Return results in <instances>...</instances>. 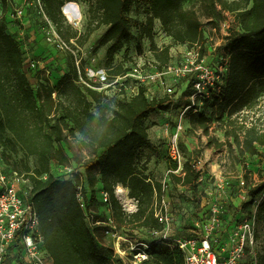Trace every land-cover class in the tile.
<instances>
[{"label":"trees","instance_id":"1","mask_svg":"<svg viewBox=\"0 0 264 264\" xmlns=\"http://www.w3.org/2000/svg\"><path fill=\"white\" fill-rule=\"evenodd\" d=\"M72 0H42L46 17L55 26L59 36L67 43L73 40L83 48L90 36L101 27L106 32L99 47L110 45L106 52L105 69L109 79L124 75L128 68L114 63V55L132 38L130 12L133 7L143 9L144 21L138 25L140 39L150 41V51L159 66L170 59L173 45H191L201 41L202 21L196 10L185 6L186 0H91L87 8L85 32L78 34L66 22L62 7ZM202 16L218 25L224 12L234 16L235 31L226 38L230 60L226 83L219 96L206 102L203 111L190 116L192 128L199 124L208 133L210 119L225 129V138L232 139L240 156L261 158L259 148H264V0H200ZM2 12L7 13L11 0H0ZM160 22L162 33L171 44L157 46L154 42L155 22ZM210 25V24H209ZM24 54L19 41L0 23V149L2 156L21 153L25 159L36 158L31 168L26 162L17 172L31 184V197L39 218L43 238L42 248L52 264H124L109 250V257L98 247L103 233L101 225L90 227L85 212L77 201L82 187L86 209L101 205L97 191L109 195L110 214L117 225L131 224L133 228L161 232L157 207L165 194V185L146 174V167L137 168L139 152L155 151L144 122L153 114L165 111L182 100L170 103L164 98L150 99L145 89L124 101L107 99L91 87L83 67H77L72 55L66 56V72L56 77L52 85L44 71L32 75L24 69ZM80 78L88 86L81 83ZM31 79L36 82L33 87ZM189 93L187 91L185 94ZM95 105L100 115L91 112ZM175 106V108L178 107ZM209 109V115L207 110ZM260 114L248 121L250 114ZM79 137L78 143L89 151L85 162L70 147L69 138ZM62 144L67 146L68 156ZM222 146V143L218 144ZM168 159V157H167ZM68 167L75 163L82 173L58 178L51 173V163ZM173 185L188 187L195 192L199 171L192 160L178 165L166 162ZM79 172V171H78ZM128 190L129 198L137 202V210L127 215L114 195L115 188ZM260 189L241 212L254 205ZM198 203V202H197ZM158 205V206H157ZM256 221L264 225V198L258 204ZM98 220L94 215V222ZM186 237V236H184ZM148 260L141 264H184L183 253L168 246L167 241L153 240L145 249ZM264 264V248L257 252V263Z\"/></svg>","mask_w":264,"mask_h":264},{"label":"rangeland","instance_id":"2","mask_svg":"<svg viewBox=\"0 0 264 264\" xmlns=\"http://www.w3.org/2000/svg\"><path fill=\"white\" fill-rule=\"evenodd\" d=\"M91 0H72L67 2L62 7V12L67 14L66 22L77 31L78 34L85 32L87 24V8L88 2ZM185 6L197 11L202 21V30L205 32L204 41L211 43L219 42L225 37V32L219 30L212 32L215 24L209 23L202 16L200 0H186ZM23 9L25 16L22 20H17L16 10ZM7 13L2 12V3L0 2V23L4 21L7 25V30L22 41H19L24 58L36 63V68L31 71L32 75L40 71H44L50 78L52 85L57 82L56 77L63 75L66 72V56L67 54L59 52L48 46L44 41L46 24L39 14L35 0H11L7 4ZM64 15V14H63ZM131 18V40L125 44L124 48L114 55V63H121L125 67H130L135 55H146V58L151 57L150 41L147 38L140 39L138 36V25L144 21L143 9L133 7L130 12ZM223 20L228 21L229 28L233 27L234 16L230 12H224ZM79 23L76 25V23ZM221 21V22H222ZM219 22L218 25L221 23ZM227 23V22H226ZM210 24V25H209ZM24 27L26 28H23ZM16 28H15V27ZM12 28L13 30H10ZM22 28V29H21ZM234 28V27H233ZM15 29H20L15 33ZM106 32L105 27H101L94 32L86 45L80 49L77 59L79 67H83L86 78L89 82L106 84L109 81V76L105 69L106 52L110 45L99 47V41ZM154 42L157 46L163 47L171 44L170 39L163 38L161 35L160 22H155L154 27ZM34 39V40H32ZM32 41L39 44L37 50L31 45ZM183 46H173L170 53L172 59H175L182 51ZM36 51V52H35ZM47 51V52H46ZM148 54V55H147ZM84 82V80H83ZM82 82V83H83ZM33 87H36V82L31 79ZM157 97L164 98L161 90H156ZM179 93L169 98L170 101L177 102L180 98ZM117 101V100H115ZM261 109L264 110V96L261 101ZM178 105V104H176ZM172 106L169 109L151 115L145 122L148 135L155 146L153 150H143L139 152L137 159V168L146 167V174H149L153 179L165 185V194L163 200L167 209L169 218V230L166 235H160L158 239L163 237H184L188 236L191 225L203 227L210 225L213 220L210 207L218 209V216L215 217V222L219 224V228L213 230L210 235L214 248L218 254H223L224 250L229 248L224 233L233 224L243 223L246 220L252 221L255 224V240L256 251L260 252L264 248V225L256 221V210L258 204L264 198V190L256 197L255 203L249 206L245 211L241 212L243 205L250 203L253 196L264 187V148H259L261 158L256 156H240L233 140L225 138V129L214 120L210 119L208 133H205L199 124L196 123V128H192L190 124V116L182 121L183 133L181 134V149L186 160L190 159L196 164V169L199 171L198 187L195 192H192L188 187L173 185L170 181V171L167 168V142L170 138L171 131L179 121L181 107ZM91 112L97 116L100 115L98 108L93 105ZM209 115V109L207 110ZM262 114H250L248 121H253ZM79 137L69 138L70 147L82 162L89 159V151L85 150L78 143ZM222 143V146L218 144ZM68 156L72 157V153L68 152L67 146L62 144ZM26 162L31 168L36 166V158L29 157L27 159L21 153L8 156L5 159L2 156L0 149V172L4 173L11 169L19 172L22 170V163ZM199 164V165H198ZM78 165L73 163L68 167L60 166L55 161L51 163V173L54 177L66 178L71 177L75 173H82ZM79 171V172H78ZM24 175V174H22ZM26 182L23 186H29ZM31 186V184H30ZM122 193L119 194L118 191ZM116 199L119 201L122 210L125 214L130 215L137 210V203L129 198L128 190L122 186H117L114 191ZM198 202V203H197ZM162 204V202H161ZM158 206V205H157ZM161 205L157 207L156 214H162ZM237 210L240 212L238 220L232 223L233 215ZM92 211L96 214L98 220L104 221L107 217L105 207L95 205ZM229 213V215H227ZM117 234L122 238L119 242L121 252H117V240L110 236H102L98 247L109 257V250L116 253L117 257L124 264H130L128 261L129 248L136 243L148 245L153 237L149 231L140 228H133L131 224L118 225ZM226 242V243H225ZM223 248V249H222ZM251 257L246 254L241 264H251ZM7 264H18L15 259H10Z\"/></svg>","mask_w":264,"mask_h":264},{"label":"built area","instance_id":"3","mask_svg":"<svg viewBox=\"0 0 264 264\" xmlns=\"http://www.w3.org/2000/svg\"><path fill=\"white\" fill-rule=\"evenodd\" d=\"M39 14L42 16L46 31L44 41L53 49L73 56L76 66L79 65L77 59L79 48L73 40L69 43L64 41L56 31L55 26L46 17L43 11L42 0H35ZM64 16L67 14L62 12ZM25 16L23 9L16 10L17 20H22ZM227 22V23H226ZM76 23V21H75ZM79 23H76L78 25ZM212 32L218 29L225 32V37L219 42L211 43L204 41L205 32L202 30L203 37L201 41L191 45L183 46L184 50L172 59L170 53L169 62L165 66L159 64L151 57L146 55H135L133 62L124 75L109 79L106 84L99 83L92 89L103 93L109 100L124 101L137 95L140 89H145L147 97L150 99L160 98L156 95V90H161L166 98L175 97L179 93V100L189 102L188 105L181 104L179 121L171 131L167 142V157L170 161L177 163L178 169L172 173H179L183 164L186 162L184 153L181 149V134L183 133L182 121L186 119L189 112L197 114L203 111L206 102L213 101V96H219L225 86L230 51L225 47L226 38L230 36L231 31H235V21L233 27L229 28V23L223 20L219 25H215ZM161 35L165 38V34ZM176 46V45H173ZM172 46V47H173ZM170 48V51L172 49ZM151 51L149 52V54ZM148 55V54H147ZM36 63L25 59L24 69L32 71L36 68ZM81 83L83 80L80 78ZM82 84L88 86L84 81ZM187 91L189 93L185 94ZM170 103H175L170 101ZM194 167L196 164L193 162ZM199 165V164H198ZM171 173V171H170ZM28 182L11 169L6 172H0V264H7L10 259H15L18 264H52L51 258L42 248L43 238L39 229V218L35 211L32 197L31 186H23ZM109 195L105 191H97V200L105 207L107 217L104 221L94 222L95 213L92 209H86L87 204L84 199L82 187H79L77 201L81 209L85 212L86 222L93 228L95 225L103 227L102 233L117 240V252H121L119 242L122 239L117 234L118 227L110 214ZM137 203V202H136ZM161 213L156 214L159 223L164 228L161 232L150 230L149 234L153 237V242L161 241L160 235H166L169 230V218L164 201L161 204ZM213 216L212 223L203 228V233L198 237H163L162 241H167L168 246L177 248L183 253L184 264H241L244 256L248 254L251 264L257 263V245L255 240V224L246 220L243 223L235 225V232L228 241L230 246L224 250V255L217 253L210 235L213 230L219 228L215 222L218 216V209L211 208ZM147 245L136 243L129 248L128 262L130 264H141L148 260L149 256L145 249ZM115 256L116 253H114Z\"/></svg>","mask_w":264,"mask_h":264},{"label":"crops","instance_id":"4","mask_svg":"<svg viewBox=\"0 0 264 264\" xmlns=\"http://www.w3.org/2000/svg\"><path fill=\"white\" fill-rule=\"evenodd\" d=\"M15 27V26H14ZM16 28V27H15ZM23 28H26V27H24V25H23ZM22 29V28H21ZM10 30H13L12 28H10ZM16 31H15V33L16 32H19V30L18 29H15ZM22 33L21 32H19V36L21 35ZM15 38L18 40V41H22V39L20 40L19 38H18V35H17V37L15 36ZM32 40H34V39H32ZM31 45L37 50L38 48H40L39 47V44L38 43H35V41H32V43H31ZM36 52V51H35ZM47 52V51H46ZM212 207H210V209H211ZM240 214V212L237 210V212H236V214L235 215H233V220H232V223H234L236 220H238V215ZM227 215H229V213L227 214ZM235 225L236 224H233L232 226H231V228L229 227L226 231V233H224V238L226 239V242H227V245L229 244V240H230V238H231V236L234 234V232H235V230H234V228H235ZM204 228V227H203ZM218 229V228H217ZM188 232H189V235L187 236V237H198V238H200L201 236H202V233H203V229H202V226H198V225H191V227H190V229L189 230H187ZM225 242V243H226ZM216 243V241H214V243H212L213 245ZM230 246V245H229ZM223 249V248H222ZM221 255H224V253L223 254H221Z\"/></svg>","mask_w":264,"mask_h":264},{"label":"bare ground","instance_id":"5","mask_svg":"<svg viewBox=\"0 0 264 264\" xmlns=\"http://www.w3.org/2000/svg\"><path fill=\"white\" fill-rule=\"evenodd\" d=\"M118 193H119V194H121V193H122V191H121V188H120V191H118Z\"/></svg>","mask_w":264,"mask_h":264}]
</instances>
